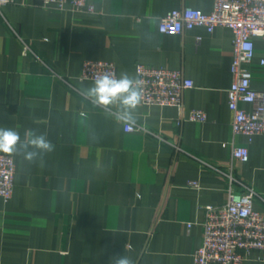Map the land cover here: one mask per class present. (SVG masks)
I'll use <instances>...</instances> for the list:
<instances>
[{
    "label": "crops",
    "instance_id": "1",
    "mask_svg": "<svg viewBox=\"0 0 264 264\" xmlns=\"http://www.w3.org/2000/svg\"><path fill=\"white\" fill-rule=\"evenodd\" d=\"M214 1L92 0L93 11H78L13 0L2 7L0 127L22 139L26 129L46 134L55 150L31 164L13 155L14 194L0 198V264H113L121 255L133 264H194L205 206L227 203L230 176L262 196L255 207L264 213V135L249 142L232 132L233 32L159 31L168 12L189 6L211 13ZM86 60L112 61L118 76L137 77L138 64L182 69L194 82L185 109L204 110L206 122L178 124L177 106L142 103L134 115L145 131L126 132L108 114L115 107L80 94L93 83L78 79ZM262 60L258 37L249 69L259 91ZM243 145L247 162L232 155ZM244 264H264V251Z\"/></svg>",
    "mask_w": 264,
    "mask_h": 264
},
{
    "label": "built area",
    "instance_id": "2",
    "mask_svg": "<svg viewBox=\"0 0 264 264\" xmlns=\"http://www.w3.org/2000/svg\"><path fill=\"white\" fill-rule=\"evenodd\" d=\"M43 6L63 9L67 4L78 11H93L92 0H35ZM13 0H0L3 6ZM196 27L213 32L218 27L228 28L234 35L232 83L228 89V105L233 113L232 132L252 142L254 136L264 135V91L252 87L249 65L255 57V39L264 37V0H215L211 13L184 6L168 12L160 19L162 34L177 35ZM24 53L32 49L24 43ZM264 65V60H262ZM114 73L117 68L112 61L86 60L82 64L79 81L94 80L98 74ZM143 86L142 103L156 106H177L180 112L178 124L188 120L204 123V110L189 112L184 106V94L194 87L182 69L155 68L138 64L137 77ZM242 104L251 105L248 110ZM126 132L144 130L141 126H125ZM176 150H180L178 145ZM233 158L242 162L249 160L246 145L234 146ZM16 163L14 156L0 154V198L8 201L15 188ZM228 201L222 206H205L204 237L195 254L194 264H244L254 252L264 251V213L255 207L262 196L251 186L230 176ZM240 183L241 190L235 185ZM197 186V182L192 183ZM191 224H188V228Z\"/></svg>",
    "mask_w": 264,
    "mask_h": 264
},
{
    "label": "clouds",
    "instance_id": "3",
    "mask_svg": "<svg viewBox=\"0 0 264 264\" xmlns=\"http://www.w3.org/2000/svg\"><path fill=\"white\" fill-rule=\"evenodd\" d=\"M80 94L90 99L94 106L108 110L115 107V112L109 111L118 124L134 126L137 122L135 110L144 100L143 86L140 79L130 76L127 71L120 72L119 76L112 73L98 74L91 86L82 87ZM55 145L46 134H37L33 129H26L21 133L11 127H0V154L22 156L28 163L37 159L43 160L44 154L53 152ZM125 250L130 251L128 245ZM113 264H133L127 255L117 256Z\"/></svg>",
    "mask_w": 264,
    "mask_h": 264
}]
</instances>
